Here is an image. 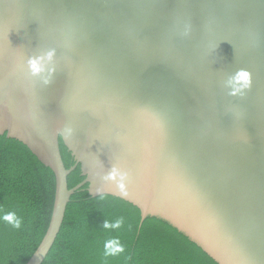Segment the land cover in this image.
Here are the masks:
<instances>
[{
  "label": "water",
  "instance_id": "1",
  "mask_svg": "<svg viewBox=\"0 0 264 264\" xmlns=\"http://www.w3.org/2000/svg\"><path fill=\"white\" fill-rule=\"evenodd\" d=\"M33 56L44 58L37 76L24 73ZM239 69L252 86L232 96ZM2 135L56 178L26 264L44 262L86 185L218 264H264V0H0ZM114 164L130 173L127 197L103 179ZM78 166L84 179L70 188Z\"/></svg>",
  "mask_w": 264,
  "mask_h": 264
},
{
  "label": "trees",
  "instance_id": "2",
  "mask_svg": "<svg viewBox=\"0 0 264 264\" xmlns=\"http://www.w3.org/2000/svg\"><path fill=\"white\" fill-rule=\"evenodd\" d=\"M67 168L75 164L61 141ZM80 166L68 177L72 188L83 181ZM86 186L68 204L59 235L42 264H218L169 223L148 217L140 226V210L111 195L91 197ZM56 190L54 172L21 142L0 136V216L14 211L20 229L0 221V264H26L51 222ZM123 217L120 229H104L105 220ZM117 238L125 253L103 257L104 244ZM131 256V260H126Z\"/></svg>",
  "mask_w": 264,
  "mask_h": 264
},
{
  "label": "clouds",
  "instance_id": "3",
  "mask_svg": "<svg viewBox=\"0 0 264 264\" xmlns=\"http://www.w3.org/2000/svg\"><path fill=\"white\" fill-rule=\"evenodd\" d=\"M54 52L47 53V57L50 60ZM44 58L39 56L29 57L24 66V73H30L31 76H37L41 72L45 71ZM54 71V69H53ZM252 73L247 69H239L231 77V81L237 86L229 95L240 96L243 93L250 89L252 86ZM45 83H50V81H45ZM73 129L70 127H65L62 131V134L66 138H70L72 135ZM107 185L114 186L115 191L119 193L122 197H127L129 195V184L131 183L130 173L124 170L119 164H114L111 171L103 177ZM98 193H102L104 189L97 188ZM0 221H3L5 224L10 225L12 228L20 229L23 225V218L18 216L16 212L9 211L4 212L0 216ZM124 224V218L120 217L114 221L105 220L102 227L104 229H120ZM125 253V247L120 243L119 239L113 238L107 240L104 244L103 257L107 262L108 258L117 257ZM126 260H131V256H126Z\"/></svg>",
  "mask_w": 264,
  "mask_h": 264
}]
</instances>
